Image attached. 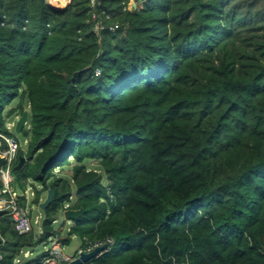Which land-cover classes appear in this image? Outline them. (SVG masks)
<instances>
[{"label":"trees","instance_id":"16d2710c","mask_svg":"<svg viewBox=\"0 0 264 264\" xmlns=\"http://www.w3.org/2000/svg\"><path fill=\"white\" fill-rule=\"evenodd\" d=\"M91 1L0 0V133L29 112L15 185L55 192L39 232L0 219V264L52 236L113 238L93 264H264V0Z\"/></svg>","mask_w":264,"mask_h":264},{"label":"built area","instance_id":"2783aa9c","mask_svg":"<svg viewBox=\"0 0 264 264\" xmlns=\"http://www.w3.org/2000/svg\"><path fill=\"white\" fill-rule=\"evenodd\" d=\"M92 5L95 0H92ZM112 17L109 15H99L96 12L92 14L91 21L93 22V31L101 33L103 31H116L119 29V24L109 23ZM16 127V122L8 123V130L12 131ZM21 148L20 142L16 137H11L0 133V153L5 157V162L0 167V211H6L13 222L14 230L19 235H27L34 231L35 228L41 229L42 219L41 215L37 216L35 220L32 219L28 203L30 201L29 193L35 196L32 187L22 190L15 185L14 166L18 157V152ZM68 209V206H67ZM66 209V210H67ZM37 226V227H36ZM2 241L0 246L4 243V239L0 235ZM49 242L50 245L46 248V257H44L38 264H69L80 257L82 254H89L95 249L106 246L103 251L97 254L95 258H99L104 254L110 252L114 246V239L107 238L101 242L86 241L76 251L75 255H68L65 252V246L58 236L52 237ZM30 251L23 252L25 258L30 257ZM2 256L0 254V260ZM22 260L19 257L15 264H21ZM83 264H93L92 260Z\"/></svg>","mask_w":264,"mask_h":264},{"label":"rangeland","instance_id":"374dc122","mask_svg":"<svg viewBox=\"0 0 264 264\" xmlns=\"http://www.w3.org/2000/svg\"><path fill=\"white\" fill-rule=\"evenodd\" d=\"M135 2H136V0H131V2L129 4V8L130 9H132L135 6ZM16 104H17V101L13 102V104L11 106H15ZM10 121H14V122L17 123L18 119L17 118H12V120H10ZM15 128L12 131H10V132L15 135L17 140L20 142L21 146L23 148H25L26 144H27L26 137L24 136L23 132L17 133ZM29 128H30V125L28 123L25 126V129L29 130ZM38 189H40V188L38 187ZM32 191L35 192V188H32ZM29 197H30V201L28 203V208L30 209V213H31L32 219L35 220V218L37 216L41 215V219L43 221V219H44V210H42L40 208V206L38 207L37 205L32 203L33 199H34V196H32L30 193H29ZM46 198H47V195L45 193H43L42 194V199L45 201ZM76 200H77V196H76V192L74 190L71 204L75 203ZM71 204L68 202V205H71ZM68 205H66V207ZM73 223H74V221L65 219L64 218V213L62 212L59 215L54 227H55L56 231L60 232L62 237H66L68 235V231H69L70 227L73 225ZM35 229H37V232H39L38 228H35ZM52 237L49 239V241L47 243H45V245H40V246H38L37 248H35L32 251V259L42 255L46 251V248L50 245L49 242L51 241V239H53ZM82 243H83V241L80 238H78L77 236L70 237V239H68V241H66L64 243L65 252L68 255L74 256L76 251L83 245Z\"/></svg>","mask_w":264,"mask_h":264},{"label":"water","instance_id":"95a60500","mask_svg":"<svg viewBox=\"0 0 264 264\" xmlns=\"http://www.w3.org/2000/svg\"><path fill=\"white\" fill-rule=\"evenodd\" d=\"M29 120V112L26 111L24 112V114L18 119L17 123H16V132L17 133H21V131L25 128L26 124L28 123ZM26 161V158L24 157H19V163L14 167L13 172H16L18 170H20L24 163ZM5 162V157H3L0 153V167L3 165V163ZM55 196V192L53 190H49L47 193V198L45 201L42 202V204L40 205V208L42 210H45L52 202ZM84 214V210L83 209H79V210H74V209H67L64 212V218L67 220H71V221H76L77 219H79L82 215ZM7 215L6 211H0V219L4 216ZM2 239L0 237V243H1ZM106 246H102L99 247L97 249H95L93 252L89 253V254H82L80 255L79 258H77L76 260H74L73 262L69 263V264H83L86 263L92 259H94L98 253H100L101 251H103L105 249Z\"/></svg>","mask_w":264,"mask_h":264},{"label":"crops","instance_id":"0c3cea01","mask_svg":"<svg viewBox=\"0 0 264 264\" xmlns=\"http://www.w3.org/2000/svg\"><path fill=\"white\" fill-rule=\"evenodd\" d=\"M28 124V123H27ZM26 124V125H27ZM29 251V250H28ZM24 252H26V251H24ZM31 253H32V251H30ZM21 258V260H22V257H20ZM23 258L26 260V261H28V260H31L32 259V254L30 255V257H28V258H25L24 257V255H23Z\"/></svg>","mask_w":264,"mask_h":264},{"label":"clouds","instance_id":"9594fccd","mask_svg":"<svg viewBox=\"0 0 264 264\" xmlns=\"http://www.w3.org/2000/svg\"><path fill=\"white\" fill-rule=\"evenodd\" d=\"M20 117H18L17 119H19ZM10 122H13V121H10ZM22 147V146H21ZM65 212V211H64ZM95 259V258H94ZM93 260V259H92Z\"/></svg>","mask_w":264,"mask_h":264}]
</instances>
